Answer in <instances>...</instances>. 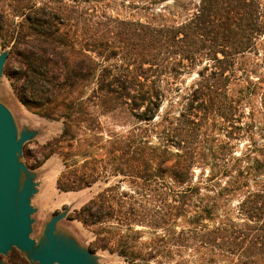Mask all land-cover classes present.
<instances>
[{
	"label": "trees",
	"instance_id": "1",
	"mask_svg": "<svg viewBox=\"0 0 264 264\" xmlns=\"http://www.w3.org/2000/svg\"><path fill=\"white\" fill-rule=\"evenodd\" d=\"M73 1L72 13L27 9L17 31L11 30L13 73L5 63L3 75L12 74L25 108L61 120V138L69 144L65 158H72L75 145L87 148L81 164L65 165L58 190L78 191L116 177L75 212L85 225L114 220L119 231L126 229L114 250L111 239L92 247L117 252L124 264H264V119L241 121L244 95L230 97L226 90L236 58L258 53L262 45V3ZM168 1L172 9L164 5ZM182 13H188L183 21L173 18ZM4 22L0 16V31L7 30ZM196 65L202 67L187 102L176 115L161 114L169 96L162 87ZM199 104L230 129L250 132L243 150L231 143L239 135L222 138L215 121L201 118ZM95 108L122 128L107 131L104 142L92 118ZM135 226L151 231L148 241H138L143 231Z\"/></svg>",
	"mask_w": 264,
	"mask_h": 264
},
{
	"label": "rangeland",
	"instance_id": "2",
	"mask_svg": "<svg viewBox=\"0 0 264 264\" xmlns=\"http://www.w3.org/2000/svg\"><path fill=\"white\" fill-rule=\"evenodd\" d=\"M264 6V0H259ZM167 7L172 9V2H166ZM44 7L46 9L62 10L66 13L75 9L76 5L73 0H0V16L5 21L4 27L7 30L0 31V53L7 52L6 61L8 67H11L10 73H13L14 67V55L11 48L13 45L12 29H17V25L24 21V14L27 9L36 10ZM87 12V11H84ZM122 16H129V11L120 12ZM166 13V12H165ZM188 13H182L179 17H173L177 21H183L187 18ZM135 17H138L137 15ZM11 23V24H10ZM15 26V28H13ZM10 28V29H9ZM15 29V31H17ZM131 32V29H129ZM262 45L259 47L258 53H246L243 56H238L235 61L236 72L233 79H230L228 87V96L236 95L242 97L241 103H245L244 106L239 109L238 118L241 121L248 122L252 117L263 120L264 117L260 115V98L261 88H264V33L259 40ZM5 66V65H4ZM202 65H196L194 68H187L186 72L180 75L174 82H169L162 87L164 90L169 91V96L164 99L160 113L165 111L170 115H176L183 103L187 102V97L195 88L197 82V70ZM250 69V72H248ZM3 75L0 79V102L3 103L10 111L14 123L16 125L18 133L23 130H33L35 135L22 146L21 156L19 160L24 163L28 170L34 174V182H36V192L30 199V205L34 208V212L30 215L31 232L29 234L31 239L38 241L42 236V231L45 224L49 219L57 213L65 211V216L59 220L56 224V230L66 236L72 237L76 243L91 251L96 257L97 264H124L123 259L117 254V252H110L107 249L92 247L93 243L100 245L102 240L111 239V243H114L109 247L116 248L119 241L122 239L121 235L125 234L126 229L119 231L118 226L114 220L106 221L97 225H85L80 220L75 218V212L78 211L88 200L94 197L99 191H101L107 185H111L116 180V177H111L108 183H102L100 181L95 182L91 187L84 188L78 191H60L57 189L56 182L60 173L65 170L66 164H71L73 160H76L78 164L84 161V157L80 156V153L87 150L86 146L76 145L71 149L74 155L72 158H65L64 152L68 151V142L61 138L62 122L61 120H53L41 117L34 112L28 110L18 100L16 92L12 87V81L14 77ZM249 81L251 83H249ZM179 90V92H177ZM167 94V95H168ZM181 96L184 99H181ZM247 96V98H245ZM169 100L179 101L178 104H174L173 107L168 106ZM186 98V99H185ZM205 105L199 104V109L202 112L201 118L208 121H215L216 127L219 130L216 132L224 138V135L236 134L239 140H233L231 143L234 145V150L240 152L244 149L243 144L248 139L250 132L244 129H230V123L223 120L221 117H211L203 110ZM96 110V117H92L95 123L98 122L100 128L97 135L103 137L101 142L107 138V131L118 132L122 128L118 125H114L113 121L107 116L100 115L98 108ZM253 115H252V113ZM228 119V115H223ZM96 125V124H95ZM226 129V130H225ZM228 131V132H226ZM255 131V130H253ZM84 137V135H83ZM254 137H257L256 135ZM50 147L52 152L50 153ZM80 148V149H79ZM102 153L99 146L96 147L95 155L99 158ZM198 173V170H195ZM121 189H126V186L122 184ZM135 230L143 231L139 242H146L150 237L151 231L147 228L135 226ZM130 244L135 243L133 235L127 237ZM1 260L10 264L9 257H20L24 260L22 264H31L30 260L16 248H11L6 255H1ZM20 261V260H19ZM36 264V263H34Z\"/></svg>",
	"mask_w": 264,
	"mask_h": 264
},
{
	"label": "water",
	"instance_id": "3",
	"mask_svg": "<svg viewBox=\"0 0 264 264\" xmlns=\"http://www.w3.org/2000/svg\"><path fill=\"white\" fill-rule=\"evenodd\" d=\"M6 56V51L0 53V79ZM34 135L35 131L27 129L18 133L10 111L0 102V256L16 248L31 264H97L91 251L56 230L65 211L49 219L38 241L29 236L34 212L30 199L37 183L19 158L23 144ZM0 264H6L1 257Z\"/></svg>",
	"mask_w": 264,
	"mask_h": 264
}]
</instances>
